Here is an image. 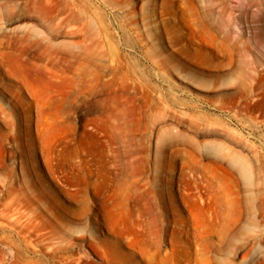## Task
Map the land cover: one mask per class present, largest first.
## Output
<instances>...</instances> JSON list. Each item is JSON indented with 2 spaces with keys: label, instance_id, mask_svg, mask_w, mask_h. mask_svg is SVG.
Listing matches in <instances>:
<instances>
[{
  "label": "rangeland",
  "instance_id": "374dc122",
  "mask_svg": "<svg viewBox=\"0 0 264 264\" xmlns=\"http://www.w3.org/2000/svg\"><path fill=\"white\" fill-rule=\"evenodd\" d=\"M0 264H264V0H0Z\"/></svg>",
  "mask_w": 264,
  "mask_h": 264
},
{
  "label": "bare ground",
  "instance_id": "6f19581e",
  "mask_svg": "<svg viewBox=\"0 0 264 264\" xmlns=\"http://www.w3.org/2000/svg\"><path fill=\"white\" fill-rule=\"evenodd\" d=\"M241 166L243 171H245V173H248V167L243 162H241Z\"/></svg>",
  "mask_w": 264,
  "mask_h": 264
}]
</instances>
